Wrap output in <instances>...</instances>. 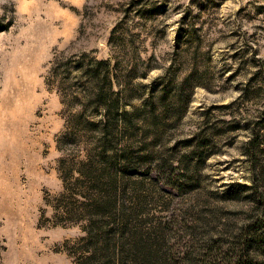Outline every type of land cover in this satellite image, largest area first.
<instances>
[{
	"label": "rangeland",
	"instance_id": "rangeland-1",
	"mask_svg": "<svg viewBox=\"0 0 264 264\" xmlns=\"http://www.w3.org/2000/svg\"><path fill=\"white\" fill-rule=\"evenodd\" d=\"M96 196L151 264H264V0H0V264H80Z\"/></svg>",
	"mask_w": 264,
	"mask_h": 264
},
{
	"label": "trees",
	"instance_id": "trees-1",
	"mask_svg": "<svg viewBox=\"0 0 264 264\" xmlns=\"http://www.w3.org/2000/svg\"><path fill=\"white\" fill-rule=\"evenodd\" d=\"M98 64H106L107 60L97 61ZM109 70L103 74V81L109 84L111 88L113 82L109 79ZM101 96V94H100ZM118 108L117 102L114 103ZM105 146L107 143H104ZM94 164L91 167V171L88 173L95 180V186L99 187L98 176L94 172ZM95 176V177H94ZM78 210L72 207L68 209L69 217L77 221L81 218H88L89 223L84 225V230L87 232L86 239L89 242L86 247L81 251L80 264H151L152 254L149 251L148 246L142 248L140 244L134 246H128V238L126 234V228L119 229L118 233L113 229H105L109 222L106 221L102 213V196L92 197V201L83 202L78 205ZM122 228V227H121ZM263 230V229H261ZM260 230H257V232ZM251 244V241H249ZM88 252V253H86ZM143 252V255H142ZM144 252H146L144 254ZM245 259L247 263L253 264L251 257L248 253V248L244 249Z\"/></svg>",
	"mask_w": 264,
	"mask_h": 264
}]
</instances>
